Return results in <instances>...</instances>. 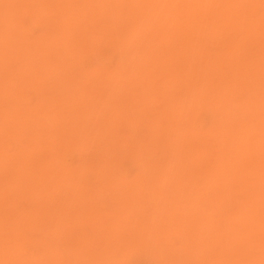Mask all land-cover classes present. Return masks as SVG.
Listing matches in <instances>:
<instances>
[{"label": "rangeland", "instance_id": "374dc122", "mask_svg": "<svg viewBox=\"0 0 264 264\" xmlns=\"http://www.w3.org/2000/svg\"><path fill=\"white\" fill-rule=\"evenodd\" d=\"M221 1L0 0V264H264V0Z\"/></svg>", "mask_w": 264, "mask_h": 264}, {"label": "bare ground", "instance_id": "6f19581e", "mask_svg": "<svg viewBox=\"0 0 264 264\" xmlns=\"http://www.w3.org/2000/svg\"><path fill=\"white\" fill-rule=\"evenodd\" d=\"M116 1H118V0H116ZM124 1H125V0H124ZM149 1H150V0H149ZM153 1H154V0H153ZM187 1H188V0H187ZM193 1H194V0H193ZM220 1H221V0H220ZM252 1H253V0H252ZM185 2H186V0H185ZM203 2H204V0H203ZM222 2H225V1H221V3H222ZM248 2H249V1H248ZM255 2H256V1H255ZM195 3H196V2H195ZM197 3H198V2H197ZM197 3H196V5H197ZM205 3H207V2L205 1ZM211 3H212V2H211ZM216 3H218V2H216ZM225 3H228V4H229L228 0H227ZM225 3H224V5H225ZM198 4H199V3H198ZM218 4H219V3H218ZM218 4H217V5H218ZM228 4H226V5H228ZM242 4H243V3H242ZM202 5H203V3H202ZM224 5H223V6H224ZM226 5H225V6H226ZM252 5H254V4H252ZM252 5H251V6H252ZM192 6H193V5H192ZM221 6H222V5H221ZM223 6H222V7H223ZM240 6H241V5H240ZM243 6H244V5H243ZM255 6H256V5H255ZM159 7H161V6H159ZM195 7H196V6H195ZM205 7H206V6H205ZM215 7H216V6H215ZM219 7H220V6H219ZM228 7H229V5H228L225 9H227ZM232 7H233V6H232ZM217 8H218V7H217ZM248 8H250L249 5H248ZM240 9H241V8H240ZM251 9H252V8H251ZM116 10H118V9H116ZM116 10H115V11H116ZM202 10H203V9H202ZM202 10H201V11H202ZM258 10H259V9H258ZM204 11H205V8H204ZM206 11H207V9H206ZM247 11H248V10H247ZM63 12H64V10H63ZM65 12H66V10H65ZM239 12H240V10H239ZM249 12H250V11H249ZM249 12H246V11H245V13H249ZM69 13H70V12H69ZM183 13H184V12H183ZM202 13H203V12H202ZM205 13H206V12H205ZM210 13H211V12H210ZM225 13H226V11H225ZM229 13L231 14V12H229ZM229 13H228V14H229ZM237 13H238V12H237ZM242 13H243V11H242ZM245 13H244V14H245ZM252 13H253V12H252ZM252 13L249 14V15H252ZM203 14H204V13H203ZM255 14H256V13H255ZM169 15H170V14H169ZM204 15H205V14H204ZM206 15H208V14H206ZM206 15H205V16H206ZM226 15H227V14H226ZM240 15H241V14H239V17H240ZM77 16H78V15H77ZM77 16H76V17H77ZM228 16H230V15H228ZM232 16H233V15H232ZM232 16H231V17H232ZM247 16H248V15H247ZM74 17H75V16H74ZM181 17H182V16H181ZM183 17H184V16H183ZM183 17H182V18H183ZM225 17H226V16H225ZM225 17H224V18H225ZM236 17H237V16H236ZM236 17H235V18H236ZM77 18H78V17H77ZM79 18H80V17H79ZM83 18H84V17H83ZM139 18H140V17H139ZM141 18H142V21H143V18H144V17L141 16ZM205 18H206V17H205ZM249 18H252V16H250ZM249 18H247V19H249ZM72 19H73V18H71V21H72ZM104 19H105V21H106L107 17H106V18L104 17ZM109 19H111V17H110ZM144 19H145V18H144ZM162 19H163V18H162ZM208 19H209V18H208ZM253 19H254V17H253ZM263 19H264V17H263ZM263 19H261V21H262ZM75 20H76V18H75ZM225 20H226V19H225ZM255 20H256V19H255ZM257 20H258V19H257ZM77 21H78V20H77ZM111 21H112V20H111ZM111 21H110V22H111ZM221 21H222V20H221ZM232 21H233V19H232ZM248 21H249V20H248ZM106 22H108V21H106ZM110 22H109V23H110ZM252 22H253V20H252ZM72 23H73V21L70 22V24H72ZM224 23H226V21H225ZM227 23H228V22H227ZM231 23H232V22H231ZM220 24H222V23L220 22ZM236 24H237V23H236ZM224 25H225V24H224ZM240 25L242 26L243 24L241 23ZM247 25H249V24H247ZM257 25H258V24H257ZM68 26H69V25H68ZM218 26H219V23H218ZM222 26H223V25H222ZM233 26H234V25H232V28H233V29H236V28H234ZM251 26H252V25H251ZM251 26H250V27H251ZM149 27H150V25H149ZM183 27H185V26H183ZM209 27H210V25H209ZM214 27H215V26H214ZM255 27H257V26H255ZM259 27L261 28V26H259ZM215 28H216V27H215ZM224 28H225V27H224ZM227 28H228V27H227ZM230 28H231V26H230ZM242 28H243V27H242ZM262 28H263V27H262ZM220 29H221V28H220ZM135 30H136V29H135ZM172 30H173V28H172ZM248 30H249V29H248ZM255 30H256V29H255ZM255 30H254V31H255ZM257 30H258V29H257ZM133 31H134V30H133ZM240 31H241V29H240ZM211 32H212V31H211ZM237 32H238V31H237ZM246 32H247V31H246ZM252 32H253V31H252ZM252 32H251V34H252ZM200 33H201V32H200ZM233 33H235V31H234ZM248 33L250 34V32H247V34H248ZM262 33H263V32H262ZM247 34H246V36H248ZM251 34H250V36H251ZM200 35H202V34H200ZM237 35H240V34H237ZM253 35H254V34H253ZM257 35L259 36V34H257ZM260 35H262V34H260ZM195 36H196V35H195ZM195 36H194V38H195ZM254 36H255V35H254ZM200 37H201V36H200ZM232 37H233V35H232ZM238 37H239V36H238ZM241 37H242V36H241ZM252 37H253V36H252ZM246 39H247V38H246ZM249 39H251V38H249ZM249 39H248V40H249ZM217 40H218V39H217ZM238 40H239V39H238ZM234 41L237 42L236 38H235ZM234 41H233V42H234ZM241 41H242V39H241ZM245 41H246V40H245ZM248 42H250V41H248ZM248 42H247V44H248ZM254 42H255V41H254ZM260 42H261V41H260ZM243 43H244V42H243ZM250 43H253L252 40H251ZM259 44H260V43H259ZM229 45H230V44H229ZM249 45H250V44H249ZM251 46H252V45H251ZM254 46H255V45H254ZM186 47H187V46H186ZM190 47H191V46H190ZM225 47H227V46L225 45ZM234 47H235V46H234ZM249 47H250V46H249ZM238 48H239V47H238ZM250 48H251V47H250ZM263 48H264V47H263ZM229 49H230V48H229ZM251 49H252V48H251ZM188 50H189V49H188ZM226 50H227V49H226ZM246 50H248V49H246ZM253 50H254V48H253ZM253 50H252V51H253ZM258 50H259V52L261 51V50H260V47H259ZM256 51H257V49H256ZM262 51H264V50H262ZM262 51H261V52H262ZM59 53H60V52H59ZM252 53H253V52H252ZM262 53H264V52H262ZM231 55H232V54H231ZM254 55H255V54H254ZM256 55H257V54H256ZM246 56H247V54H246ZM263 57H264V56H263ZM248 58H250V55L247 57V59H248ZM259 58H260V57H259ZM260 59H261V58H260ZM250 60H251V59H250ZM256 60H257V59H256ZM245 61H246V59H245ZM251 61H252V60H251ZM240 62H241V61H240ZM259 63H260V61H259ZM244 64H245V63H244ZM244 64H243V65H244ZM254 64H255V63H254ZM254 64H253V65H254ZM263 64H264V63H263ZM253 65H251V67H252ZM259 65H260V64H259ZM247 68H248V66H247ZM249 69H250V68H249ZM261 71H262V69H261ZM248 75H249V74H248ZM258 75H259V73H258ZM263 75H264V74H263ZM243 76H244V75H243ZM243 76H242V77H243ZM246 76H247V75H246ZM252 76H253V75H252ZM247 77H248V76H247ZM260 77H262V76L260 75ZM260 77H259V78H260ZM232 78H233V77H232ZM253 78L255 79V76H253ZM236 79H238V78H236ZM245 79H246V78H245ZM245 79H244V80H245ZM249 79H250V77H249ZM249 79H248V81H249ZM251 79H252V78H251ZM260 79H261V78H260ZM174 80H175V79H174ZM244 80H243V81H244ZM220 81H221V80H220ZM232 81H233V79H232ZM238 81H241V79L238 80ZM238 81H237V83H238ZM251 81H252V80H251ZM263 81H264V79H263ZM234 82H235V81H234ZM220 83H221V82H220ZM239 83H240V82H239ZM241 83H242V82H241ZM243 83H244V82H243ZM251 83H252V82H251ZM253 83H256V82H253ZM245 84H246V83H245ZM245 84H244V85H245ZM249 84H250V83H249ZM231 85H232V84H231ZM234 85H236V84L234 83ZM246 85H247V84H246ZM236 86H237V85H236ZM240 86H242V84H240ZM240 86H239V87H240ZM250 86H251V84H250ZM250 86H249V87H250ZM253 86H254V84H253ZM253 86H251V87H253ZM256 86H257V85H256ZM243 87H244V86H243ZM236 88H237V87H236ZM247 88H248V87H247ZM253 88H254V87H253ZM263 89H264V88H263ZM263 89H262V90H263ZM234 90H236V89L234 88ZM246 91H247V89H246ZM232 92H233V91H231V93H232ZM250 92H251V91H250ZM254 92H255V89H254L253 93H254ZM263 92H264V91H263ZM233 93H234V92H233ZM248 93H249V92H248ZM248 93H247V94H248ZM258 94H259V93H258ZM262 95H263V94H262ZM255 97H256V96H255ZM257 98H258V96H257ZM257 98H256V99H257ZM258 99H259V98H258ZM263 100H264V98L262 99V101H263ZM228 101H231V99L228 100ZM257 101H258V100H257ZM259 101H260V100H259ZM255 103H256V101H255ZM257 103H258V102H257ZM257 103H256V104H257ZM258 105H259V103H258ZM258 105H257V107H258ZM243 106H244V105H243ZM248 106H249V105H248ZM255 106H256V105H255ZM248 108H249V107H248ZM253 108H254V106H253ZM226 109H227V107H226ZM244 109H245V108H244ZM261 109H262V108H261ZM261 109H260V110H261ZM250 110H251V109H250ZM263 110H264V108H263ZM254 111H255V110H254ZM251 112H252V110L250 111V113H251ZM259 112H260V111H258V113H259ZM263 112H264V111H263ZM244 113H245V110H244ZM246 114L249 115L248 113H246ZM256 114H257V112H256ZM259 115H260V114H259ZM249 116H251V115H249ZM254 117H255V116H254ZM260 119H261V118H260ZM260 119L258 118V120H260ZM255 123H257V122H255ZM262 123H263V122H262ZM262 123H261V124H262ZM259 124H260V122H259ZM253 125H254V124H253ZM257 125H258V123H257ZM257 125H256V127H257ZM259 126H260V125H259ZM263 126H264V125H263ZM253 127H254V126H253ZM260 127H261V126H260ZM251 128H252V126H251ZM256 129H258V128H255V130H256ZM260 129H261V128H260ZM251 130H252V129H251ZM255 130H253V132H254ZM262 130H263V128H262ZM262 130H261L260 132H262ZM240 131H241V130H240ZM242 131H243V128H242ZM242 131H241V132H242ZM248 131L250 132V130H248ZM251 132H252V131H251ZM243 133H244V131H243ZM243 133H242V134H243ZM255 133H256V134H255ZM255 133H254V134H255V136L257 137V130H256ZM258 134H259V133H258ZM256 137H255V138H256ZM259 137H260V136H259ZM261 137H262V136H261ZM253 139H254V138H253ZM257 139H258V138H257ZM261 140H262V139H261ZM257 142H259V140H258ZM262 144H264V143H262ZM242 145H243V144H242ZM255 145H256V144H255ZM258 146H259V145H258ZM262 146H263V145H262ZM233 147H234V146H233ZM241 147H242V146H241ZM252 147H253V146H252ZM252 147H251V148H252ZM260 147H261V146H260ZM260 147H259V149H260ZM235 149H236V148H235ZM254 149H255V148H254ZM249 150L251 151L250 148H249ZM244 152H245V151H244ZM239 153H240V152H239ZM248 153H249V152H248ZM252 153H253V152H252ZM256 153H257V152H256ZM237 154H238V152H237ZM246 155H247V154H246ZM262 155H263V154H262ZM241 156H242V155H239L238 158H240ZM247 156H249V155H247ZM259 157H261V155H260ZM261 158H262V157H261ZM242 159H243V158H242ZM245 160H246V159H245ZM263 160H264V159H263ZM259 161L262 162V159L259 160ZM247 162H248V160H247ZM257 162H258V161H257ZM260 162L258 163V165H259V164H260V165L262 164V163H260ZM248 163H249V162H248ZM263 164H264V163H263ZM258 165H257V166H258ZM263 166H264V165H263ZM259 167H260V166H259ZM239 168H240V166H239ZM241 168H242V167H241ZM257 169H258V168H257ZM255 170H256V169H255ZM262 171H264V170L262 169ZM237 172H239V171H237ZM242 173H243V172H242ZM256 173H257V172H256ZM244 174H245V173H244ZM259 174H260V173H259ZM259 174H258V175H259ZM263 174H264V173H263ZM241 175H243V174H241ZM256 175H257V174H256ZM258 175H257V176H258ZM246 176H247V174H246ZM260 177H261V176H260ZM261 178H262V177H261ZM239 179H240V178H239ZM259 194H260V193H259ZM258 196H259V195H258ZM258 196H257V197H258ZM251 200H252V199H251ZM246 210H247V209H246ZM250 233H251V231H249L248 234H250ZM261 235H262V234H261ZM261 239H262V238H261Z\"/></svg>", "mask_w": 264, "mask_h": 264}]
</instances>
